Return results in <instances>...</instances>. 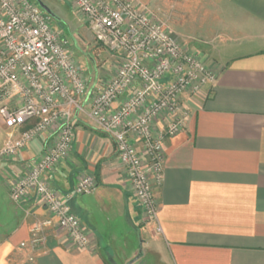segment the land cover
<instances>
[{"label":"crops","instance_id":"1","mask_svg":"<svg viewBox=\"0 0 264 264\" xmlns=\"http://www.w3.org/2000/svg\"><path fill=\"white\" fill-rule=\"evenodd\" d=\"M136 2L168 22L177 40L193 42L216 71L212 84L183 93L185 125L163 140L157 218L144 219L112 138L87 110L75 111L70 153L43 177L61 195L71 194L82 174L94 178L91 192L69 199L91 245L77 247L34 195L10 197V183L44 153L50 136L42 134L15 156H0V264L126 263L132 229L156 264H264V0ZM9 135L19 131L0 117V148ZM45 219V241L32 248L30 228Z\"/></svg>","mask_w":264,"mask_h":264},{"label":"built area","instance_id":"2","mask_svg":"<svg viewBox=\"0 0 264 264\" xmlns=\"http://www.w3.org/2000/svg\"><path fill=\"white\" fill-rule=\"evenodd\" d=\"M65 1L93 39L116 56L115 69L89 87L68 40L35 1L0 0V117L7 128L19 131L18 137H7L0 156L13 157L34 138L50 136L44 153L10 183V197L19 202L34 195L77 247L89 248L90 236L69 199L91 192L94 178L82 174L73 192L61 195L43 177L70 153L73 113L87 110L112 138L130 192L144 219L154 221L159 207L154 190L163 181V140L181 132L187 117L181 96L212 84L216 71L136 0ZM158 121L163 128L155 133L152 126ZM134 139L141 141V149ZM50 223L32 224V248L45 241L44 226Z\"/></svg>","mask_w":264,"mask_h":264},{"label":"rangeland","instance_id":"3","mask_svg":"<svg viewBox=\"0 0 264 264\" xmlns=\"http://www.w3.org/2000/svg\"><path fill=\"white\" fill-rule=\"evenodd\" d=\"M42 1L47 4L58 16L57 19L50 17V24L54 29L59 30L68 40V48L72 56L80 63L81 68L83 69L87 78L89 87L92 86L95 81L97 84H101V82L104 81V78L114 71L116 65V56L93 39L92 33L87 28V25L83 22L81 17L76 14L68 1ZM149 11L151 10L149 9ZM152 13L155 16L154 12ZM166 19L167 18H165V20ZM166 25L169 26L168 22ZM180 42L187 45L191 51L196 52L202 61L204 60L203 56H200L201 54H199V51L195 48L193 42ZM204 63L207 64L206 62ZM207 66L212 68L209 65ZM131 234L132 246L129 245V247L125 248L123 252L126 253L127 256L131 254H133V256H131L126 263L120 262V264H156L154 257L146 254V252L142 250L139 232H137L135 229H132ZM134 253L136 254L134 255ZM138 253L142 254L141 258L134 260Z\"/></svg>","mask_w":264,"mask_h":264},{"label":"water","instance_id":"4","mask_svg":"<svg viewBox=\"0 0 264 264\" xmlns=\"http://www.w3.org/2000/svg\"><path fill=\"white\" fill-rule=\"evenodd\" d=\"M35 2L37 3V5L45 12L49 15V17L51 18H55L57 19L58 16L56 15V13L47 5L45 4L42 0H35Z\"/></svg>","mask_w":264,"mask_h":264}]
</instances>
